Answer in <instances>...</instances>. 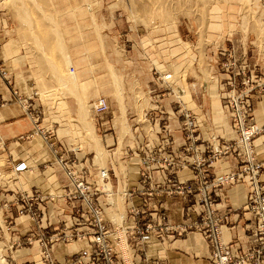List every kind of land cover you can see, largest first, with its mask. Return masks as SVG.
I'll list each match as a JSON object with an SVG mask.
<instances>
[{
  "label": "rangeland",
  "instance_id": "rangeland-1",
  "mask_svg": "<svg viewBox=\"0 0 264 264\" xmlns=\"http://www.w3.org/2000/svg\"><path fill=\"white\" fill-rule=\"evenodd\" d=\"M70 19L86 25L76 28L75 37L67 25ZM81 47L91 59L83 48L86 57L78 65L74 61ZM68 55L78 84L70 80ZM144 63L156 79L155 91L148 96L158 105L164 96L173 104L164 105L168 111L160 122L162 131L156 127L164 150L157 153L155 147L140 162L133 153L144 152L135 143L142 139L141 131L132 133L125 124L120 127L122 135L120 129L115 134L116 146L106 148L99 138L102 126L94 121L86 100L88 90L95 88L100 95L92 106L105 99L109 111L110 100L114 109H122L130 94L138 96L140 104L148 102L142 86L129 82ZM168 74L174 85L165 84ZM30 79L37 88L29 95ZM188 87L198 106L211 102L212 111L209 105L204 108L208 115L189 110L199 112ZM2 92L8 98L0 100V110L20 109L34 128L18 139L20 145L0 136L3 263L192 264V256L203 253L205 264H212L214 254L231 249L245 260L242 264H264V231L247 205L256 183L259 199H264V161L257 152L258 139L264 136V0H0ZM73 95L82 96L78 102L88 114L91 131L80 126L81 104L78 107ZM68 98L77 103L76 116L70 114ZM33 100L37 107L31 111ZM109 111L102 115L104 122ZM93 112L100 117L94 106ZM124 119L127 123L126 115ZM141 119L139 127L151 134ZM169 124L183 139L173 158L167 152L173 134L164 128ZM57 129L68 132L70 141L69 149L60 154L50 142ZM29 142L30 158L29 146L22 153L16 150ZM96 142L101 143L103 157L96 152ZM124 143L136 145L128 148ZM40 144L50 151L48 159L53 156L42 164ZM206 144L209 148H203ZM33 157H38L37 163ZM227 158L235 161V169L209 173ZM255 166L259 169L253 177ZM187 171L191 179L183 175ZM75 172L86 188L97 189L92 203L101 214L94 219L85 201L67 197L74 190L68 174ZM230 175H235L233 183L217 182ZM129 180L137 182L133 188H128ZM236 185L247 191L236 213L253 221L252 228L243 226L242 244L226 242L222 236L232 212L218 194ZM47 189V194L40 192ZM43 205L50 208L43 212ZM57 211L68 214L56 216ZM102 227L117 243L110 239L109 253L92 242L104 232ZM196 235L202 242L192 238ZM171 251L173 259L164 257Z\"/></svg>",
  "mask_w": 264,
  "mask_h": 264
},
{
  "label": "crops",
  "instance_id": "crops-1",
  "mask_svg": "<svg viewBox=\"0 0 264 264\" xmlns=\"http://www.w3.org/2000/svg\"><path fill=\"white\" fill-rule=\"evenodd\" d=\"M75 23V26L73 27L72 24ZM82 23V22H81ZM68 27H69V30L71 31V33H73L74 37H75V33H76V28L79 27V29H83L82 26L86 27V25H82L79 26V24L76 22V21H72L71 19L68 21L67 23ZM87 54H89L87 48L83 47ZM83 48H79L77 51L79 52V56L78 57H75V64H78L80 65V62L84 59V57H86V55L84 54L83 52ZM88 58L91 59V55L89 54ZM145 64V63H144ZM76 76V74H75ZM87 77V80L89 79L91 81V83L93 82V79L90 75L86 76ZM134 81H130L129 79V82L130 84H134L135 82L139 83L141 86H142V89L144 91V94L147 96L146 99H148V102L146 100L142 102V104H140V102L142 100H139V98H137L138 96H135L134 94H130V95H127V97L124 99V102H123V108L121 109L119 106L117 108L114 109V101L113 100H110L109 101V104H110V111L108 114H106L105 118H106V122L103 121V118H102V115H100V117H97L96 114H94L93 112V106H92V103L93 101L99 97L100 93L97 89L95 88H92L91 90H88L87 92V104L89 105V108H90V113L92 114V117L94 118V121L97 122L98 126H102V129H100L101 131V136L99 138L102 139V144L103 146H105L106 148H109V147H114L116 146L117 144V137H115V134L117 133V131L120 129V127H122L123 125H128L129 126V129L130 131L133 133V132H140L143 134L141 135V140H138L136 141L135 143L137 144V146L139 145V147L141 148H144V154L141 153V151H138V152H135L132 153L135 154L138 158V160L141 162V158H146V157H149V154L151 153L152 149L153 148H157V153L161 152L164 150L163 147L160 146L159 144V135L158 133H156V127L158 128V132L162 131L161 127L160 126V122L163 120V117L164 115H166L167 113V106H170L173 104V101H172V98H167V97H163V99H159V105L157 102H155L152 98H150L148 96V92L149 94H151V91H155V87H156V79L153 77V75L150 74V70H149V66L148 65H141V72L138 76L134 77ZM119 83L122 84L121 82V79L119 78ZM88 81V82H90ZM78 82H80L78 80V76H76V84H78ZM29 95L32 94L33 89H36L37 87V84L36 82L33 80V79H30L29 80ZM121 89V88H120ZM188 90H189V93H190V89L188 87ZM101 91V90H100ZM121 91H119L118 95L121 96ZM7 92L6 93H3L0 95V100H4L6 97L8 98L7 96ZM65 96H70V94L68 95H65ZM72 96V95H71ZM143 96V94H142ZM182 96L184 97L185 94L183 95V92H182ZM190 99L192 100V102H194L195 104V107L197 108V110L199 112H196L194 111V109L191 107L189 108V110H191L194 114H202L203 116H206L207 113H204V108L206 106H210V110L212 111V105H211V102L209 101V103H206L204 101V104H202V106H198L196 103H195V100H194V97L192 96V94L190 93ZM73 97L76 99L77 103H78V107H79V102H78V99L81 97V100H82V96L79 95V96H76V95H73ZM72 97V98H73ZM72 98H68L67 99V102L66 104L69 105V107L72 106V108H69L70 109V114L73 115V116H76V109H77V103H75V100L72 99ZM139 101H138V100ZM64 104V103H62ZM188 104V103H187ZM37 105V101L36 100H33V103H32V106H31V111H34L35 107ZM164 105L166 107H164ZM208 106V107H209ZM116 107V106H115ZM113 109V110H112ZM209 109V108H208ZM205 110V111H208ZM121 110H124L123 112ZM79 111V110H78ZM126 115L127 117V123H124V116ZM208 115V114H207ZM140 118H142L141 120L143 121V123H145L147 126H145V128L148 127L149 128V132H152L151 134L148 133V131H143V127H139V121H140ZM170 119V117L168 118ZM213 123V122H212ZM215 123H213L214 125ZM165 129H167L168 131H171L172 132V136L173 138L171 139V143H170V147L167 149V152H169V157L170 158H173L172 154L175 152H178V148L182 146V143H183V139L181 138V135L178 133L179 131L171 128V125L169 124V126H166L164 127ZM33 121L30 117H25L22 113H21V110L20 109H2L0 110V136L2 138H4L6 141H15V144H19L18 139H20L22 136L24 135H27V134H30L33 130ZM122 129V128H121ZM121 129H120V135H122L121 133ZM142 129V130H141ZM178 129V127H177ZM123 130V129H122ZM99 131V130H97ZM59 132V133H58ZM109 132V133H108ZM69 133L68 132H64V130H61L59 131V129H57L55 135H53L52 137L54 139L50 140V142L54 143L55 147L57 148V151L58 154L62 153L64 150L67 151L69 148V145H70V141H69ZM155 135V139H153L151 136H154ZM180 136V138H179ZM175 137H178L177 139H175ZM98 138V137H97ZM100 139V140H101ZM259 143H257L259 146H257V152H258V155H259V158L261 160L264 161V136L259 138L258 139ZM223 142V143H222ZM220 144L223 145L224 144V141H222ZM100 144V147L102 149V146H101V143ZM135 144V145H136ZM209 144V143H208ZM206 144V145H203V148H209V145ZM124 145H127L128 148H131V147H134L135 145H132L131 146V143H124ZM24 147H21V149L19 147H17L18 149L17 152H21L24 150V148H28L29 146V158L32 157V150L30 148V142L27 143V144H24L23 145ZM40 148H41V151L40 153L38 154V156H41V158L39 159L38 157H33L31 158L35 163H37L38 161H40L42 164L43 162L46 163L48 162L49 160L53 159V156L50 157L48 159V153H50V151L47 149V146L46 144H40L38 145ZM135 148V147H134ZM22 150V151H21ZM135 151V150H134ZM69 152H73V150H69ZM156 153V154H157ZM75 158H77V155L74 154L73 155ZM22 157V155H21ZM38 158V161H35V159ZM47 160L45 161L44 160ZM130 160H128L129 162H131L132 160H137V159H133V158H129ZM29 161V162H32ZM44 160V161H43ZM79 160V159H78ZM126 160V161H127ZM137 160V162H138ZM127 161V162H128ZM33 165V164H32ZM235 161H233L231 158H227V159H222V161H218L215 163L214 165V169H209V173H215V171H217L218 169H220L222 172H227V171H231L233 169H235ZM128 168H130V164L128 165ZM30 169V167H29ZM138 173V172H137ZM187 179H191L192 178V174L191 172H186L183 174ZM154 176H159V174L157 173V175H155L154 173ZM137 177H138V174H137ZM180 178V177H179ZM178 178V179H179ZM63 179V178H62ZM137 180V178H136ZM261 180H262V183H263V186H264V173L261 177ZM63 181H61V185L63 186ZM128 188H130V186H132L131 188H133V186L135 185H132V184H136L137 182L135 183H131L130 180L128 181ZM51 184V183H49ZM127 186V185H126ZM125 186V187H126ZM50 189V188H49ZM49 189L45 190V191H40L42 194H45ZM49 193V191L47 192ZM46 193V194H47ZM220 196V199L221 198H224L225 200V203L227 204L228 209L229 210V213L232 212V214L230 215L229 217V222L227 225L223 226L222 228V236H223V239L226 241V242H229V241H232V242H239L240 244L243 243L244 241V229H243V226H250V228L253 227V221H248V217L246 218L245 215H242V213H240V211L238 210V212L236 213V210L237 209H240L242 207V205L245 203V200H246V196H247V191H246V188L245 187H240V185H236V186H233V187H225L222 189L221 192H219L218 194ZM43 212H45V210H47L48 208H50L49 205H43ZM221 205L218 203L216 205V208H220ZM47 208V209H46ZM155 214H153L154 216H156V212L154 211ZM56 216H64L68 214V212H65V211H57L56 213ZM245 216V217H244ZM242 236V237H241ZM193 239H195L197 242L201 241V238H199V236H192ZM184 240H187V239H184ZM157 241V240H156ZM178 241L177 240H174L172 242V244L176 243ZM191 241H194V240H191ZM158 242V241H157ZM146 244V243H144ZM193 245V243H192ZM141 249V248H140ZM133 251H136V249H133ZM149 251V250H148ZM153 256H158L157 252H154L152 253ZM149 255V254H148ZM205 254H197L195 255L196 257L192 256V258L194 259L192 264H199V263H206L207 260H206V256L204 257ZM62 257L63 259H65L67 257V254H62ZM164 257L168 258V259H173L175 256L174 254L171 253H165ZM199 257V258H198Z\"/></svg>",
  "mask_w": 264,
  "mask_h": 264
},
{
  "label": "built area",
  "instance_id": "built-area-1",
  "mask_svg": "<svg viewBox=\"0 0 264 264\" xmlns=\"http://www.w3.org/2000/svg\"><path fill=\"white\" fill-rule=\"evenodd\" d=\"M167 78H169V76ZM97 104H99V106L95 108V112H97L98 114L104 115L105 113L109 111V107L105 99H100V101L97 102ZM248 135L249 134H247L246 136L248 137ZM245 141L247 142L248 139ZM258 169H259V166H255L254 168L255 172L253 173V177L258 173ZM68 175L71 176V179L74 180V190L69 192L67 194V197H69V199L78 197L80 201L81 200L85 201V203L87 204V206L85 207L93 215V219L96 216L100 215L101 213H100L99 208H95L92 203V199L94 200L93 196H95L94 194L95 192H97V189L93 191L90 188H86L84 183L81 181L80 176H78L76 172L69 173ZM146 178L149 179L150 177L147 176ZM234 181H235V175H230V176H227L226 178H220L217 180V182L219 183H223V182L233 183ZM247 205L249 207L248 210L251 213H254L255 216H257L258 224H260V230H261L260 232L264 231V199H259L257 183L255 187H251ZM102 229L104 230V232L100 236L93 237L92 242L97 241L99 244H102V248H107L108 249L107 252L109 253L110 247L108 246V242H110V239L113 240L114 245L117 243L116 241H114V238L111 237L112 235L110 234V231L108 229H106L105 227H102ZM215 231H217V229H215ZM105 237H109L108 240H105ZM230 251L231 249L220 251L219 253L214 254L211 258L212 259L211 263L212 264H242L243 262H245L243 258L234 256L233 253ZM232 258H235L237 260L232 259Z\"/></svg>",
  "mask_w": 264,
  "mask_h": 264
},
{
  "label": "bare ground",
  "instance_id": "bare-ground-1",
  "mask_svg": "<svg viewBox=\"0 0 264 264\" xmlns=\"http://www.w3.org/2000/svg\"><path fill=\"white\" fill-rule=\"evenodd\" d=\"M66 60H67V64H68V66H69V72H70V75H69V77H70V80L72 81V82H75L76 81V76H75V73H74V69H73V67H72V65H71V59H70V57H69V55L66 57ZM169 76V78H167ZM164 80H166V82L167 83H165L167 86H170V85H174V79L172 78V75L171 74H168V75H166L165 77H164ZM175 91V90H174ZM180 94H182V93H180ZM100 101V99H98V102ZM81 102V101H80ZM107 102V101H106ZM79 104H81V103H79ZM94 106V108H96V107H98L99 106V104H94L93 105ZM97 113V112H96ZM98 114V113H97ZM100 115V114H99ZM88 116V114H87V112H86V110L84 109V106H83V104H81L80 105V107H79V113H78V121L80 122V126H84V128L86 129V130H89V131H91V126H90V124L88 123V120H87V117ZM80 118V119H79ZM88 131V133H89V135H90V137H92V139L93 138H95V134H93V133H91V132H89ZM92 132H94V131H92ZM99 144H98V142H96L95 143V147H96V152H97V154H98V156H101V157H103V154H102V152L100 151V147L98 146ZM94 147V148H95ZM0 264H5V263H3V261H2V259L0 258Z\"/></svg>",
  "mask_w": 264,
  "mask_h": 264
}]
</instances>
